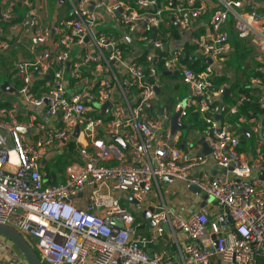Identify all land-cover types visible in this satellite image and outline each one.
Here are the masks:
<instances>
[{
  "label": "built area",
  "instance_id": "1",
  "mask_svg": "<svg viewBox=\"0 0 264 264\" xmlns=\"http://www.w3.org/2000/svg\"><path fill=\"white\" fill-rule=\"evenodd\" d=\"M67 1L71 17L53 24L37 17L36 8L46 3L23 0L22 16L15 11L16 0L0 6V55L11 50L8 34L28 43V56L13 64L16 84L9 83L17 99L0 105V129L12 142L7 146L0 134V224L28 237L44 264H264V114L250 111L248 117L243 110L254 101L264 112V4ZM207 15L208 28L195 35V23ZM165 22L188 35L186 41L174 45L161 30ZM228 25L239 45L251 41L260 64L248 79L251 92H240L217 119L229 85L215 89L214 78L235 51ZM196 62L202 70L192 66ZM166 72L170 75L164 77L177 78L190 90L188 96L173 102L157 95ZM107 102L110 107L101 115ZM176 111L181 119L199 115L208 154L196 152L190 139L179 147L178 130L172 133L171 127ZM235 117L250 126L256 157L251 148L241 150V134L230 124ZM118 137L126 149L114 140ZM55 153L81 158L68 161L58 183L42 172V162ZM163 177L197 186L221 213L174 214L161 193ZM124 187L130 188L137 212L121 193L114 195ZM81 194L85 200L76 203ZM149 208L153 232L143 235L139 230L145 225L137 215ZM166 226L176 241L177 232L188 240L179 262L147 250ZM13 247L0 239V252L8 250L15 264H22Z\"/></svg>",
  "mask_w": 264,
  "mask_h": 264
},
{
  "label": "crops",
  "instance_id": "2",
  "mask_svg": "<svg viewBox=\"0 0 264 264\" xmlns=\"http://www.w3.org/2000/svg\"><path fill=\"white\" fill-rule=\"evenodd\" d=\"M9 1L10 0H3L1 3L2 4L8 3ZM16 1L18 5L16 6L15 11L17 12V15L22 16L26 12V7L22 4L23 0H16ZM29 1H31L32 3H46L43 7L39 6L38 8H36L37 17L42 19V21L46 24H53L55 22L62 21L64 18L71 17L70 6L69 5L68 7L65 6L66 4H69L67 0H63V2H61L60 0H48V1L29 0ZM252 1L257 2L258 4H261V5L264 4V0H244L245 3H250ZM2 4H0V6ZM211 4H212L213 9L218 7V3H211ZM209 19H210V15L201 17L198 20V22L195 23L193 33L195 35H199L205 32L206 29L208 28ZM108 21H109V18L106 17L104 22H108ZM228 28H229V32L231 35V42L234 45L235 42L237 43V39H238L237 35L233 31V28L231 25H228ZM161 30L165 34L168 33L167 36L172 37L174 45H180L184 43L186 39L188 38V35H182L179 31V28L176 26H173V24L170 22L168 24L165 22L163 25H161ZM9 36L10 34H8V37L5 39H7V41L11 44V50H9L8 52L2 55L4 58L7 59V61L12 62V65H13L20 55L28 56V43H26L25 41L21 43L19 42L17 43L16 41H19L17 34L11 35V38ZM179 39L181 40L179 41ZM250 43H251L250 40L243 41V43L241 42L239 49H236L233 52L230 59L226 62L224 70L220 72L214 78L215 89H218L223 84L229 85V89L226 90L227 95L225 96L223 100V103L225 105L234 104V101L240 92L248 93V94L251 92V90L247 86L248 79L256 73L257 66L260 64V55L259 53H257V50L255 49V47L253 45H250ZM187 48L191 49L192 46L188 45ZM2 69L6 70L7 67L5 68L3 66ZM12 70L7 71V76H9V79H7V82L10 84L15 83V81L12 80ZM160 78H161L160 82L165 83L166 85L167 83L176 84V81H175L176 78L167 79L165 77L166 79H163L162 75H160ZM178 82L180 83V81ZM237 82L240 83L241 87L242 86L244 87L243 91L238 92L239 89H236V91L233 89V85H235ZM0 89H1V86H0ZM189 93H190V90L186 87L185 96H188ZM1 94H2L0 97L1 107L3 106V104L5 103L10 104L12 101L17 99V95L12 92H4L1 90ZM257 94H258L257 92L253 93L254 98H257ZM241 118H237V117L230 118V121L235 119L241 122ZM182 120L187 125V130L191 131L192 134L190 136L184 135L182 130H178V134L181 139L178 144L179 147L184 148L186 145H185V142L183 141L190 139L194 142L195 151L198 153H201L203 151V144L201 143V141L204 140L203 138L204 134L202 132L203 127H204L203 123L201 122L199 123L198 127L196 126L194 127L195 122H192V121L188 122L187 120L185 121L184 118ZM246 128L248 130H251L249 125H247ZM243 135L245 136L244 132H243ZM196 137H198V139ZM245 137H247L246 139V142H247L248 138H252V135L249 132V135ZM246 147L251 148L250 143H246ZM57 159H60L62 162L63 161L66 162V164L68 163L69 160H77V161L81 160V158L77 154L61 156L55 153L54 155L50 156L48 159L42 162V165H43L42 172L43 173L46 172L45 173L46 176L49 177L52 175L53 172L58 171V169L54 168ZM262 165L264 166V161H262ZM53 168H54V171H53ZM64 170H65V167H64ZM64 170H62V172H64ZM196 172L197 171H194L192 174L196 175ZM60 173L61 172H59L58 177H59V180H61L62 182L64 181L65 174L63 173V176H62L60 175ZM159 184L161 188V193L163 195V199L165 201L164 203L167 206V208L174 214L188 216L191 213L197 210H202V209H205L211 214H214L215 212H217V214H220L222 211V207L216 201H211V202L209 201L207 203L202 199L200 201H196V196L191 191H189L188 189L189 186L185 184L184 182L177 181V180L167 182V181H163L160 179ZM127 192L128 191L122 189V191H114V195H119L121 193L123 198L125 197L124 199L128 202L129 195ZM152 198L154 199V194L152 195ZM77 200H79V202H83L85 200V195L81 194L79 199L75 200L76 203H77ZM160 204H162V201H160ZM128 205L133 210H135L133 208L135 205L133 206L129 202H128ZM137 218L140 221H143L145 225L144 228L141 230L143 232H146L147 235L152 234L153 231H150V225H149L148 220L142 217V214L137 215ZM141 230H139V233L142 234ZM177 238L179 241H176L173 237V234H171L170 231H167L162 237H158L151 243H148L147 250L151 254L152 253L161 254L164 260H167L170 262H179L180 261V250L185 249L186 245L188 244V240L182 232H177ZM14 250L17 251L16 248H14ZM21 260H22V264H28L25 259L22 258ZM0 264H15V262L13 261V256L8 250L0 252Z\"/></svg>",
  "mask_w": 264,
  "mask_h": 264
},
{
  "label": "water",
  "instance_id": "3",
  "mask_svg": "<svg viewBox=\"0 0 264 264\" xmlns=\"http://www.w3.org/2000/svg\"><path fill=\"white\" fill-rule=\"evenodd\" d=\"M60 1L63 2V0H60ZM0 19L1 20L4 19L2 11H1V7H0ZM130 42L132 45H135V41H133L132 39H130ZM208 62L210 63L211 60L209 59ZM177 74L178 73H175L174 75H177ZM167 75H170V73L169 72L164 73V76H167ZM159 85L164 87L165 83L160 82ZM1 90L4 92H14V88H12L11 85L7 82H4L1 85ZM14 93L18 96V93H16V91ZM160 94H161V91H160V88L158 87L157 88V95L159 96ZM226 95H227V92L225 93L224 97ZM109 107H110V102H107L102 107L101 115H105L107 112V109ZM224 108H225V104L222 103L220 114L217 116V119H220V115L223 113ZM171 127H172V133H175L177 130L183 131V130L187 129V125L181 119V111H176L174 113V115L171 119ZM242 130H243L245 136L249 135V131L247 128L243 127ZM0 134H3L5 136V139H6L5 143L7 146L10 147L12 145V142H11V139L8 136L7 132L0 129ZM77 135H78V130H76V133H75V136H77ZM262 136L264 138V119L262 121ZM114 140L117 141L123 149H126V146L123 144L121 137L115 138ZM201 143L203 144V151L201 153L202 154H208L210 152L208 145L204 142V140H202ZM2 144L3 143L0 142V145H2ZM216 169L217 168L215 167L213 170V174L216 173ZM221 172H225V169H222ZM261 177L264 178V174H262ZM162 180L167 181V182H171V181H173V178L163 177ZM123 189L128 191V192L130 191L129 187H124ZM188 189H189V191H191L196 196V201H200L201 199L204 200L206 203L209 201L210 202L213 201L212 197H208L207 194L202 193L201 190L195 185H190ZM128 202L133 206L137 205V202L132 197V195L129 196ZM135 211L137 212V210H135ZM151 211H152V209L149 208L147 211L142 213V217H144L145 219L148 220L149 225H150V231H153L154 223L150 218ZM221 222L223 223L222 217H221ZM115 224L122 226V227L124 225L123 222H121L117 219L115 221ZM165 228H166V231H169L168 226H166ZM0 237H4L8 241H10L16 247V249L19 250V252L24 256V258L28 264H44L41 257H39L36 250L34 249L33 245L17 229H15L11 226L0 224Z\"/></svg>",
  "mask_w": 264,
  "mask_h": 264
},
{
  "label": "trees",
  "instance_id": "4",
  "mask_svg": "<svg viewBox=\"0 0 264 264\" xmlns=\"http://www.w3.org/2000/svg\"><path fill=\"white\" fill-rule=\"evenodd\" d=\"M3 0H0V4H2L1 2H2ZM6 3H3L1 6H3V5H5ZM128 45V44H127ZM188 45V44H187ZM129 47H131L130 45H128ZM234 46V45H233ZM239 44L237 43H235V50L236 49H239ZM188 49H190V48H188ZM125 53H127V51H125ZM3 55H0V77L6 72V70L5 69H2L3 68V66L1 65L2 63V60H3ZM4 64V63H3ZM194 68H196L198 71H200V70H202V66L200 65V63L199 62H196L194 65H192ZM5 67V66H4ZM6 68V67H5ZM7 69H8V67H7ZM6 75H7V72H6ZM162 75V77H164V75L163 74H161ZM177 79V78H176ZM7 82V79L6 80H2V82ZM3 84V83H2ZM1 83H0V86L2 85ZM166 85V84H165ZM165 88H166V86L165 87H163L162 88V91H161V94H160V97H161V95H162V93H164V91H165ZM176 89L180 92V98H183V97H185V95H186V87H184L183 85H181L180 83H178V84H176ZM233 89L236 91V89H239L238 90V92H240V91H243L244 90V87L242 86H240V83L239 82H237L235 85H233ZM166 93V92H165ZM165 98H167V99H171V97H165ZM179 99V98H178ZM177 99V100H178ZM227 99V98H226ZM176 100V101H177ZM180 100V99H179ZM175 102V101H174ZM8 105H10V104H8V103H5V104H3V106H8ZM244 114H245V116H248L249 117V112L250 111H253L256 115H262V114H264V112H263V110L259 107V104L257 103V102H250V103H247L246 105H245V107H244ZM188 116V117H187ZM186 117H184V119H185V121L187 120L188 122L189 121H192V122H195V124H194V127L196 126V127H198L199 126V123H201L202 121H201V119H200V117H199V115L198 114H192V113H189V115H187ZM238 121V120H237ZM239 123H240V125H237L236 123H235V119H233V120H231L230 121V123H231V125H232V127H233V130H235L237 133H240L241 134V150H245V147H246V145H244V143L246 142V139H247V137H245L244 135H243V132H242V128L245 126L246 127V124L245 123H241L240 121H238ZM72 147H73V145H71V149H72ZM64 162V161H63ZM61 163H62V161H60V159H58L57 160V163H56V165L54 166V168H56V169H58V171H56V172H53L52 173V175L51 176H47L49 179H51V178H54L55 179V182L56 183H58V182H61V180H59V177H58V174H59V171L60 172H62V170H64V166H66V162H64V164L63 165H61ZM58 165H61L62 166V168H58ZM54 168H53V171H54ZM46 173V172H45ZM48 174V173H47ZM142 231V230H141ZM142 234L143 235H147V233L146 232H143L142 231ZM19 251V250H18ZM40 257V256H39Z\"/></svg>",
  "mask_w": 264,
  "mask_h": 264
},
{
  "label": "rangeland",
  "instance_id": "5",
  "mask_svg": "<svg viewBox=\"0 0 264 264\" xmlns=\"http://www.w3.org/2000/svg\"><path fill=\"white\" fill-rule=\"evenodd\" d=\"M48 4V3H47ZM50 4V3H49ZM65 6H67L68 7V4H66ZM236 43V42H235ZM235 43H234V47H235ZM237 44V43H236ZM6 56V55H5ZM2 64V66H5V67H8V69H6V72L7 71H10V70H12V68H13V65H12V62H10V61H7V59L6 58H3V60H2V62H1ZM4 63V64H3ZM6 72L0 77V83L2 84V83H4V82H2V80L4 81V80H6V79H9V76H7L6 75ZM242 73H243V71H242ZM163 79H166L165 77H163ZM176 81V84H178L179 82H178V80H175ZM176 84H174V83H167V85H166V88H165V91H164V93H162V95H161V99L163 100L165 97H171V99H170V101H175V100H177L178 98L180 99V100H182L183 98H180V92L176 89ZM182 85V84H181ZM184 86V85H183ZM185 87V86H184ZM166 92V93H165ZM1 89H0V97H1ZM235 123L237 124V125H240V123L237 121V120H235ZM231 124V123H230ZM232 126V125H231ZM183 134L184 135H188V136H190L191 134H192V132L191 131H188L187 129L186 130H183ZM197 136H199V135H197ZM197 139H198V137H196ZM246 143H250V145H251V150H252V154L254 155V157H256V149H257V142L255 141V139H254V137H252V138H248V141L247 142H245L244 143V145H246ZM246 149H249V148H247V147H245V150ZM58 160V159H57ZM57 160H56V163H57ZM61 161V160H60ZM56 163H55V165H56ZM64 164V162H62L61 163V165H63ZM61 165H58V168H62V166ZM64 167H66V166H64ZM65 171V170H64ZM60 172V171H59ZM63 173L64 172H61L60 173V175H62L63 176ZM61 176V177H62ZM116 194V193H115ZM137 207H135L134 209H136ZM135 211V210H134ZM25 236V235H24ZM26 238H28V237H26ZM0 239L1 240H7L6 238H4V237H0ZM34 247V249L36 250V252H37V254L40 256V253H39V251H38V249H37V247L36 246H33ZM22 256V258L23 259H25L24 258V256L23 255H21Z\"/></svg>",
  "mask_w": 264,
  "mask_h": 264
},
{
  "label": "clouds",
  "instance_id": "6",
  "mask_svg": "<svg viewBox=\"0 0 264 264\" xmlns=\"http://www.w3.org/2000/svg\"><path fill=\"white\" fill-rule=\"evenodd\" d=\"M22 255V254H21Z\"/></svg>",
  "mask_w": 264,
  "mask_h": 264
}]
</instances>
